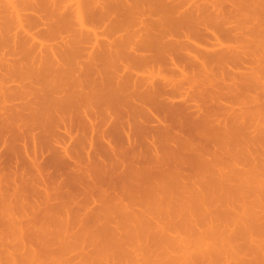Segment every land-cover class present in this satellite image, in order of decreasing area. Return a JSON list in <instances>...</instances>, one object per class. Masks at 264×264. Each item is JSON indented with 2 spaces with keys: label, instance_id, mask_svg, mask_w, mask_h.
<instances>
[{
  "label": "rangeland",
  "instance_id": "rangeland-1",
  "mask_svg": "<svg viewBox=\"0 0 264 264\" xmlns=\"http://www.w3.org/2000/svg\"><path fill=\"white\" fill-rule=\"evenodd\" d=\"M77 3H80L81 5L83 4L82 11H84L82 12V15L85 21V27L83 28L80 26L82 23L79 21L78 16H76L78 15L76 13ZM75 4L76 6L74 7L73 5ZM163 37L170 45L171 41H174L175 43L177 42L176 45H173L176 48L175 50L174 48H170L175 51V53H171L172 56H168L170 55V52H164L161 54V51L156 50L151 53L150 50V52L146 50V47L144 46L145 44L150 43V46L151 42L153 43V39L160 41ZM97 39L98 41L100 40V43L98 42L97 44L99 45L98 48L94 43V40ZM148 39H151V42ZM163 40L162 43L161 41L160 43H164V48L168 51V46L170 45L167 46ZM120 42H124V44L121 45ZM158 43L154 40L153 45ZM222 43L223 46H228V48L223 47L225 48L224 50L227 49L230 52L228 53L226 50L224 56L227 55V58H225L226 56H223L225 59L222 58L223 60H221L220 58V61L217 62L214 58V54L222 52ZM42 44L45 45L43 46ZM107 44H109L113 51H110L107 56H104L103 49H108L109 46L105 47L103 45ZM111 44L114 46L112 47ZM141 44L144 46L143 48H145L143 51H148L146 52L148 55L156 54L155 52L160 53L159 56L157 55L158 53L155 55L157 56V60L155 59L156 61L160 58V61H158L159 65L157 62L155 63L158 65L156 68L154 64L150 62H148V64L151 66H146L148 65L147 63L144 65L132 63L133 59L129 55L130 53L132 54V51L135 52V50H138L136 52H139L138 54L143 52L141 51ZM122 46H125L128 49H125V47L121 48ZM138 46L140 47L138 48ZM149 46H147V48H149ZM150 47L152 48V46ZM95 48L96 50H94ZM198 48H201L202 50ZM204 49L206 50L205 53L209 54L210 57L213 55L212 57L216 62L211 63L212 61L209 60L210 62L208 64H211L212 68H209V66H207L208 64H206V66H202L203 69L200 66L196 70L195 66V71L192 70L195 73H198L201 78L202 75L200 74L202 73L203 79L206 76H209L207 81L206 79L205 81L198 79L196 84L201 82V85L204 84V87H206L205 89L209 88L210 92L209 94L207 92L208 90H205L202 87L205 93H207L205 94L204 91L202 92V96L203 94L207 96L205 98L197 96V93H195L197 99L198 97H201V99H198L202 101L201 106L200 101L197 105L201 108L199 114L200 116L203 115V118L197 113L193 118L196 117L197 121L199 120L198 122L203 121L202 125L204 120L205 122L206 120L212 122H209V124L208 122H206L207 124L204 123L208 127L204 125L203 127L205 129L202 127L203 129L201 131L203 133L201 136L209 132V134H207L208 136L210 135V137L207 138V135H205L204 138L201 137L203 140L199 139L200 143L199 141L197 143L198 139L196 136L198 135L194 136L192 134L193 137H196L194 142L197 144L194 143L196 145H193L192 143L193 147H196L193 149L196 152L190 151L189 148H184L183 153L181 152V155L179 154L180 157L175 150H178L179 148L177 147L178 140L175 142V144L177 143L176 148L174 143L171 144L172 139L171 142L165 140L168 143H165L164 145L161 143L163 140L160 141L161 138L158 137L161 146L167 147L170 143L169 146L171 150L173 149L176 151V154H167V151H170V149L168 150L169 147H167L166 154H164L168 156L175 154L177 157L175 155V157L169 156L172 159L168 160L167 156V158L165 157V161H168L166 162L169 166L173 164V167H178L179 169H177V171L180 172L182 170L183 173L182 171L181 173L185 174V176L187 175L188 178L186 176L180 180L179 184L176 183L177 181H175V177L177 176L175 172H172L175 168L172 170V167H169L166 163L167 166L164 168H169L170 171L172 170L171 174L173 173V177H171L172 180L175 179V182L170 181L171 174L168 171V174L164 177L167 176L168 178L169 175L168 179L170 180L158 175L161 177H157L160 182H157V179L152 181L150 179V182L143 185L137 182L141 184V186H139V184L132 182L127 177H124L125 179H120L123 176H118L117 174L123 170L122 168L121 171L118 170L117 174L115 173L116 175H113L115 178L111 177L109 179L113 180L119 177L117 184L114 183L117 180L113 181V184H116L117 188L113 189L110 187L112 189H107L109 193L106 192V195L112 196V200L110 197L109 199L113 203L115 202L116 204H119V202L122 201V206L124 207L117 208L118 210H115L114 208H110V210L107 209L108 213L105 215L101 213V216L99 215L101 209H99L98 214L96 213V219L100 216V220H96L91 215L89 216L92 218L82 215H88V211L84 210L85 206L90 205L92 208V205H94L93 208L97 206L98 209V206H100L101 203L95 202L98 198L96 200L92 198L91 192L93 193L94 189H91V191L89 189L90 193L86 192V190H83L82 192L84 186H79L81 185L79 184L80 182L76 184L77 186L74 184V182H77L76 177L78 175L87 174L88 171V175L92 174V176L91 178H86L87 182H92V179L100 180V178L107 174L101 176L102 173L99 169H102V167L100 166L98 168V163H94L91 158L88 159L87 155H84L85 157L83 155V157H79V160H81L78 163L80 164L77 163L75 169H73L75 160L68 156H64V162L62 161L63 165L61 162L55 164L54 161H51L53 160L54 152L49 149L46 150L45 148V150H43L42 148L44 145L41 144L43 141H39V139H36L35 141L34 138L33 140L32 134H34L35 131L37 133L41 132L42 129L45 128L44 125L50 122L49 119H58V116L62 114L65 118L67 117L68 121H71L77 119V116H79L78 118L83 116L82 118L87 119V116L85 115L86 113L90 116H96V110H99L98 112L104 114L107 111H111L113 108H115L114 110L118 109V113L121 109L125 111V104L128 103L129 100L130 103H136L135 98L129 96V94L131 95L130 92L126 93V99L125 93H121L125 84H123L124 86L121 85L122 88L118 90V95L120 94L119 97L122 95L121 99L123 100L118 98V101H116L114 99L117 103L121 101L119 103L120 105L116 104V102L114 103V100L111 101V95L115 93L117 94V92H114L115 89L113 88H116L114 86H117V83H115L117 82L116 79H119L120 81V75L132 71V74L137 73L139 77L143 76L144 78H146L147 75L150 76L148 78H151V76L153 77L154 75L155 77L152 79H158L157 81L162 77L168 76L170 78L171 75L169 74L171 72L173 73L176 70L179 72V69L184 71V67L186 69L187 65L190 66V59L188 61L186 56L190 57L193 54H202ZM213 51H215V53H213ZM92 52H95V55L97 53L103 55V57L101 56L102 58L100 57L101 61L97 59V55V60L95 59L97 62L95 60V62H93L95 57L93 58V56L90 55ZM145 52L142 54H145ZM110 53L114 54L111 55ZM88 55H90V58L92 56L91 62V59H88ZM173 55L176 62L173 61ZM162 56H165V58L167 57L168 59H166L168 61L163 59L164 57L162 58ZM170 57L172 59H170ZM213 58H211V60H213ZM133 65L135 67L131 68ZM168 67L170 68V71ZM157 68L158 70L156 71ZM194 68L192 66L190 69ZM204 68H209L208 70H211L208 72V70H204ZM159 69L161 70V73L159 72ZM190 69L188 68L187 71ZM199 70L204 71L201 72ZM140 74L142 76H140ZM117 75L120 78H118ZM160 75L163 76L160 78ZM226 78L227 80H225ZM204 82L208 83L205 84ZM196 84L194 85L197 87ZM211 85H213V88ZM128 86H130V84H128ZM191 86L188 85L186 88L189 89L188 87ZM76 87L77 90L86 91V94L91 93V96L109 94V100L107 98L109 102L104 104L106 100H102V98L101 100L104 101L103 103H100L97 100L100 103L99 105L96 103V100H92L88 105L86 104L87 106L85 105L81 109L80 105L82 103L78 105L79 103L77 102L78 104H76L75 102L82 112L73 111L75 113L71 114L69 117L68 113H65V111L68 112L70 108H67L68 110H66L64 105L68 100L64 101L63 97L66 99L70 94L72 96L74 91L75 93H79V91L75 90ZM81 87H84V89L81 90ZM186 88L184 87V90L182 89L180 92H191V90L195 89L190 88L187 90ZM86 89L88 91L90 90V92H87ZM117 89L118 87L116 90ZM199 89H201V87H199ZM213 90L215 92H213ZM20 92H23L24 94ZM192 92L194 93L195 91L193 90ZM19 93L23 95H20ZM193 93L191 95H193ZM216 93L221 95L220 100L219 95L217 97ZM11 94L13 95L10 96ZM4 96L6 97L4 98ZM71 96L67 99L71 98L69 101L72 102L74 96L77 97V95L74 94L73 97ZM186 96L187 94L185 97ZM102 97H104V95ZM8 98H10V103ZM22 98L26 99H23L24 101H22ZM104 98H106V95ZM181 99L182 98H179L177 102H181ZM76 100L77 99L73 100V102ZM27 101H30L33 104L31 103L30 106L28 105L29 103L25 104ZM13 102L16 104H22V102H24V106L28 105L29 107L26 106L25 109L19 107L21 106L19 104V106H14L16 112L10 111L11 108L9 107L8 111L10 112H5V107L6 110L7 106H10L11 104L13 107ZM68 102L66 105L71 106V103L69 104ZM5 104L7 106H5ZM0 106V116L2 118L4 117V112L9 115L14 112V116L12 115L14 117L13 121H11L13 119L10 117L11 115L8 116L5 114V116H8H6L7 120L8 118L10 120L8 121L9 124L11 123L10 127L14 124L13 122H15V120L19 122L17 126H12L9 130L7 128L9 127L8 124L5 132L1 133L4 124H7V120L5 117V120L3 119L1 121L2 118L0 117V121L2 122H0V124L1 127H3H0L2 129H0V133L3 137L2 139L0 135V139L3 141L0 140V178H2V176L4 178L5 176L7 181L9 179L7 182L6 180L3 181L2 178L1 180L3 182H0L2 187L5 186V188L0 186L1 190L3 189L2 191L0 190V192H2L0 196L3 197H0V202H3L0 203V264H264V0H0ZM61 106L65 109L61 108ZM73 107L75 108V105H72L70 111ZM182 108L184 110L186 106H183ZM140 110L142 109L140 108ZM148 110L149 109H147L146 114V110L141 111V113H144L141 114L144 117H142L143 120H145V117L148 118L149 115H153V113L151 114L152 110L151 112ZM188 111H191L190 113H192L195 112V109ZM188 111L186 110L187 113ZM138 112L136 113L138 114ZM16 114L17 117L15 118ZM122 114L124 115L123 111ZM139 114L137 115L138 121L135 119V114L132 118L134 120L131 121L129 126L127 125L128 127L126 126V129L129 127L133 128L136 134V131H138L136 129H139L138 133L140 134V128H138L137 125L142 121L139 120ZM112 115L114 116H112V120L110 119V121H108V126H110L111 121L117 119V115ZM206 115H210L214 120L211 119V117L208 118ZM124 116H126V114ZM125 118L124 121L127 120H125ZM193 118H190L191 123L193 120L196 121V119ZM55 119H53L55 122L58 121ZM34 120H36V122ZM53 120L50 124L53 126L55 124L53 128L51 127L54 130L57 129V125L56 123H53ZM26 121H28V123H24L22 128L19 129L21 124H23L22 122ZM167 121V123L164 122V124L161 123V125H170V128L173 125L174 127L170 130V136H166L168 139L182 137L180 139L181 142H185V140H183L184 138H186V141L187 138L189 141L193 139L192 136L190 137L191 132H189V129L187 128V124L189 125V123L186 124L187 120L184 121V125H186L185 127L177 126L179 123L174 125L176 122L174 120L173 124H171L172 119L170 122V119L167 118ZM43 122L45 123L44 125ZM36 124L39 126L37 127ZM50 124L48 125L50 126ZM192 124H194V122ZM32 125L34 128L37 127L38 131L35 130L31 134L30 131L32 130ZM60 125L63 124L61 123ZM40 127L42 128L41 131H39ZM29 128L31 130H28ZM191 128L194 129V126ZM24 129L25 131L27 129V132L29 131L28 134L30 133L29 136L31 137L26 135L29 139L23 135L25 133ZM203 130H205L206 133H204ZM14 131L16 132L14 133ZM27 132L25 134H27ZM152 132H150L151 135H149L151 141L152 138H154V132ZM21 133L22 135L20 136H24L22 139L21 137L18 138ZM144 133L145 132L142 131V135L139 136L143 139H140L139 137L136 138L138 139V145L143 144V146H146L144 144H147V146L144 147L146 151L151 142L148 139V134L150 133ZM219 133L221 134V138H218L220 135ZM116 134L118 135L114 134V136L117 138L119 147L121 148V146H123L128 149L130 144H127V138L124 134L122 135L120 133V136H124L121 137L120 140L119 133ZM139 134H137V136ZM143 134H147V137H142L144 136ZM159 134L163 136V131L159 132L158 135L155 134V138L160 136ZM164 135H166V133ZM132 136L134 135L132 134ZM216 137L218 138V144ZM25 138L28 140H25ZM134 139L135 138H133V140ZM137 139H135V141ZM122 140L124 142H122ZM201 141L206 147H203L204 145ZM24 142H27V144L29 143L30 145L27 146ZM34 142L37 145H35ZM69 143L71 144V142H68L67 144L70 145ZM98 144L99 147L100 144L102 146V144H106V142L100 141ZM134 144H136V142ZM68 145L65 146L68 147ZM157 145H159V143ZM18 146L20 148H18ZM201 146L205 150L208 146L209 149H207L209 151L203 150ZM14 147L20 155L14 150ZM197 147H199L198 149L201 150V153H207L204 155V157H207L205 159L216 164L217 169L213 164V169L210 167L212 171L206 169V165L204 166L205 168L202 165L198 166L199 164L197 165L198 169L195 167V164L197 163L191 159L195 157L194 153L199 155ZM180 148L179 150L182 151ZM35 149L36 154H39L37 157ZM38 149H41L43 152L41 150L37 152ZM73 150L74 147L73 149L70 147V151ZM130 150L131 147L127 150V154L124 155L121 153L123 156L119 154V157H121L120 161L113 164L114 168L119 167L123 160L124 162L125 160L127 162L130 160L131 162L135 161L136 158L133 157V154L131 152L129 154L128 152ZM173 150L172 152H174ZM15 151L17 156L13 153ZM28 151L29 154L31 153L30 155L28 154ZM32 151H34V153ZM123 151L125 150L123 149ZM148 152L147 154H144L153 157L151 151L149 153L151 155H149ZM161 152L163 151L161 150ZM209 152L210 156L208 155ZM33 154L36 159L39 158L38 160L40 163H31L34 162L33 160L31 161V159L35 158L33 157ZM131 157L132 159L134 158V160H132ZM175 158H178L177 160L181 158V161L179 160L176 162L174 160ZM140 160L141 159L139 158V161ZM137 161L138 160L136 159L135 162ZM174 161L176 162L175 164ZM192 162H195V164L192 165ZM30 164H32V169L29 167ZM127 165L125 164V166ZM27 166L28 170L30 169V172L25 170ZM34 166L38 167V169ZM145 166H147V164L144 165V163H142V167L144 168ZM153 166L154 164H152V167ZM40 167L42 168L39 169ZM111 168L112 166L110 169ZM146 168L147 167L144 169ZM40 170H44V172H41ZM23 171L29 174L34 173L31 175L33 178L27 175V177H25L26 173L24 174ZM109 171L111 170L108 169L107 172ZM41 173L43 174L40 176ZM35 174H37L36 177H34ZM95 176H99L100 178H94ZM12 177L17 181L15 180L14 182ZM34 179H36V181ZM33 180L38 183V186L37 184L35 185V183L33 184ZM43 180H45V183H42ZM120 180H123L122 184H119L121 183ZM181 181L182 183H185L182 184ZM23 182L28 183L24 184ZM111 182L112 181H109V185L105 187L108 188ZM162 182H164V184ZM17 183V186H10L11 184L15 185ZM47 183L48 185L50 184L54 190L50 186L45 185ZM100 183L101 182L98 183V187H100ZM154 183H156V185ZM147 184H150V186ZM54 185L56 187H54ZM154 185L157 187H151ZM46 186L52 190L51 196L49 195L50 190L45 191ZM59 186L60 189L62 188V192H67L68 189V191L71 190L74 196L71 194V196H73L70 198L71 200H59V202L57 199H54L55 201H51L53 205L56 203V206H60L63 202L64 205L67 204V207L66 205L64 207L65 210H62L63 213L59 210L61 208L63 209V207L59 206V208H55L56 210L54 209L56 213L53 209L47 211L46 208L50 207L49 205H52L47 196L55 198L57 196L55 194L59 193L57 190L60 191ZM72 186L74 190L71 189ZM10 187H14L13 190L10 189ZM17 187V190H19L20 193L16 190ZM30 187H32V189ZM26 188H29L28 191L33 192V194L26 191ZM33 188L36 189L37 192L42 189L39 193L44 197H40L41 195L36 193V190ZM75 188L77 193L75 192ZM23 189L26 192H24ZM95 189L97 190V188ZM114 190L116 191L114 192ZM153 190H157V192H154ZM12 191L16 193L14 194ZM27 192L29 195L32 194L33 196L30 195V197L27 198L29 196L26 194ZM46 192L48 195L44 194ZM94 192L96 193V191ZM34 195L36 198L40 195L37 198L38 201L35 199ZM97 195L94 196L97 197ZM19 196L24 199L26 197L27 200H23ZM77 196L81 197L78 198ZM115 196H119L117 197L118 199H113ZM33 197L34 201H30ZM45 197L47 198L45 199ZM107 197L108 196L105 198ZM39 198H41L40 202ZM73 198H76V200ZM90 199H93L94 202ZM82 200H85L88 203L84 202V205ZM19 201L22 204L19 203ZM36 201L41 204L44 203V205L37 208L35 206L37 204ZM47 201L49 203H47ZM79 201H82V205L77 206ZM31 202H33L32 206ZM13 203L16 204V206ZM69 204L73 207L70 208ZM32 207L36 210L30 209ZM16 208H18L17 211ZM70 209L72 213L68 212ZM74 209L75 211L77 210V213L75 211L73 212ZM66 210L70 216H67ZM79 210L80 212H78ZM20 211L27 212V215H24L25 213L21 212V216ZM16 212L18 215L20 214L19 217L22 219L18 217ZM57 212L58 215H56ZM75 213L80 216L81 219H79V217L77 218ZM72 214L75 217H73ZM23 215L25 216L24 218ZM16 216L18 218H16ZM67 217H71L72 219H68ZM83 217L85 218L84 220H82Z\"/></svg>",
  "mask_w": 264,
  "mask_h": 264
},
{
  "label": "bare ground",
  "instance_id": "bare-ground-1",
  "mask_svg": "<svg viewBox=\"0 0 264 264\" xmlns=\"http://www.w3.org/2000/svg\"><path fill=\"white\" fill-rule=\"evenodd\" d=\"M79 1V0H78ZM81 4L80 3H77V6H76V4L75 5H73L74 7L76 6V13L78 14V15H76V16H78V18H79V21L82 23V25H80V26H82V28L83 27H85L84 25H85V21H84V19H83V15H82V12L84 11H82V6H83V4L80 6ZM72 8V7H71ZM73 9V8H72ZM73 11H75V10H73ZM18 15V14H17ZM22 16V15H21ZM82 16V17H81ZM20 18V17H19ZM18 18V19H19ZM80 23V24H81ZM86 27H87V25H86ZM85 29V28H84ZM152 39V38H151ZM151 39L149 40L150 42H151ZM164 39V40H163ZM163 39H160V41H161V43H162V40L165 42V44H167V46L168 45H170L169 44V42L167 43V41H165V38L163 37ZM154 40H155V42H159L158 44H155V45H153V43H154ZM157 39H153L152 41H153V43L151 42V45L150 46H152V48L149 46V44H145L144 46L146 47V50H150L151 51V53H152V51L154 52V51H161L162 53L161 54H163L164 52H170L169 54L170 55H168V56H172V54L171 53H175V47L173 46V45H176V43L174 42V41H171L170 43H171V45H172V47H171V45L170 46H168V48H169V50L168 51H166L165 50V46H164V43L163 44H161L160 43V41H156ZM95 42V45L97 46V48H98V46L99 45H97L98 44V42L100 41H98V39L97 40H94ZM97 41V42H96ZM147 41V40H146ZM100 43V42H99ZM121 43V42H120ZM144 43V42H143ZM142 43V44H143ZM173 43V44H172ZM101 44H102V42H101ZM124 44V42L123 43H121V45H123ZM142 44H141V46H142ZM159 44H161V45H159ZM221 44V43H220ZM219 44V45H220ZM43 45V44H42ZM45 45V44H44ZM43 45V46H44ZM119 45V44H118ZM149 46V48H147V46ZM158 45V46H157ZM163 45V46H162ZM217 45V44H216ZM218 45V46H219ZM103 46H109V44H107V45H103ZM111 46H112V44H111ZM114 46V45H113ZM112 46V47H113ZM117 46V45H116ZM135 46H136V44H135ZM144 46H142V48H141V51H143L145 48H143ZM153 46H155V47H153ZM125 46H122L121 48H124ZM140 46H138V48H139ZM222 48L223 47H226V48H228V46H223V43H222V46H221ZM170 48H174V50L173 49H170ZM220 48V47H219ZM222 48H220V49H222ZM112 48L109 46L108 47V49H103V54H104V56H107V54H109V52L111 51H113V50H111ZM125 49H128L127 47H125ZM198 49H201V48H198ZM225 48H223L222 49V52H219V53H217V54H214V58H215V60L218 62V61H220V58H221V60H223V59H225V58H227V55H225L224 56V52L227 50H224ZM94 50H96V48L94 49ZM135 50V49H134ZM140 50V49H139ZM165 50V51H164ZM172 52H171V51ZM202 50V49H201ZM215 50H219V49H215ZM121 51H122V49H121ZM120 51V52H121ZM138 51V50H137ZM136 50H135V52H133L132 51V54L130 53V57H132V59H133V61H132V63H135V64H137V63H139V64H142V65H144V64H148V62H150V63H153L154 64V66H155V68L159 65L158 64V61H160V58L158 59V61H156L157 60V56H155L158 52H155L156 54H150V55H148V54H146V52H148V51H143V52H141L140 54H138V53H136L137 52ZM149 51V52H150ZM205 49H204V52H202V54L200 53L199 55H191L190 57H187L186 56V59H188V61H189V59H190V61H189V63H191V64H189L190 66H188L187 65V67L190 69L192 66H193V68L196 66V70H197V68L198 67H202V66H206V64H208L210 61H212L211 63H213V62H216L215 60H214V58L212 57L213 55H211V57L209 56V54H207V53H205ZM210 51V50H209ZM232 51V50H231ZM100 52H101V49H100ZM145 52V54H142V53H144ZM226 52H230V51H226ZM123 53V52H122ZM134 53H135V55H134ZM196 53V52H195ZM213 53H215V51H213ZM223 53V54H222ZM94 54V55H93ZM111 54V53H110ZM112 54H114V53H112ZM111 54V55H112ZM117 54H118V52H117ZM125 54V53H124ZM159 54L160 53H158L157 55L159 56ZM220 54H222V55H220ZM90 55H92L93 56V62H95L97 59L99 60V61H101V58L103 57V55H99L98 53L95 55V52H92V53H90ZM90 55H88V59L90 58ZM98 55V56H97ZM127 55H128V53H127ZM175 55V54H174ZM174 55H173V61L174 62H176L175 60H174ZM216 55V56H215ZM92 56H91V60H90V62L92 61ZM96 56L98 57L97 59H96ZM102 56V57H101ZM125 56H126V54H125ZM223 56L225 57V58H223ZM101 57V58H100ZM128 57V56H127ZM164 57V58H163ZM100 58V59H99ZM162 58L163 59H166L165 58V56H162ZM161 58V59H162ZM211 58H213V60H211ZM218 60H217V59ZM223 58V59H222ZM230 58L232 59V57L230 56ZM96 59V60H95ZM156 59V60H155ZM168 59V58H167ZM166 59V60H167ZM170 59H172L171 57H170ZM95 60V61H94ZM131 60V59H130ZM210 60V61H209ZM152 61V62H151ZM168 61V60H167ZM92 62V63H93ZM97 62V61H96ZM157 62V64L158 65H156L155 63ZM173 62V63H174ZM161 64V63H160ZM172 64V63H171ZM170 64V65H171ZM150 64H148V65H146V66H149ZM167 65V64H166ZM173 65V64H172ZM175 65H176V63H175ZM151 66V65H150ZM153 66V67H154ZM168 66V65H167ZM174 66V65H173ZM207 66H209V68H212L211 66V64H208ZM133 67H135L134 65L131 67V68H133ZM186 67V69H185V67H184V71H181L180 69H179V72H178V70H176V71H174L173 73L175 74H173L172 72L169 74V75H171L170 76V78L167 76V77H162L163 75H160V78L161 79H159V81H157L155 78L154 79H152L153 77H155L154 75H153V77L151 76V78H148V77H150L149 75H147V77L146 78H144L141 74H140V76H142V77H139L138 75H137V73L136 74H132L133 72L132 71H130V72H128V73H124V74H122V75H120V77L118 76V78H120V81H119V79H116L117 78V76H116V80H117V82H115V83H117L116 85L117 86H114V87H118V89L116 90V88H113V89H115V91L114 92H117V94L115 93V94H113V95H111V101L112 100H116V101H118V98H120V100H123V99H121V96L119 97V95H118V90H120V88H122L121 87V85H123V84H125V87H123V90H122V94H124L125 93V95H126V93H131V95L129 94V96L130 97H133V98H135V100H136V103H130V100H129V102L128 103H126L125 104V102H124V104L126 105H124L125 106V111L124 110H122L123 112H124V115L126 114V116H124L123 114H122V111H121V113H120V111H119V113H118V109L117 110H114L115 108H113L112 110H114V111H107L105 114L104 113H100V112H98L99 110H96L97 112V115L96 116H94V115H92V116H90V115H87V113L86 112H84V113H86L85 115L87 116V119H84V118H82V117H80V118H78L79 116H77L76 118L77 119H75V120H71V121H68L67 120V117L65 118L64 116H63V114L62 115H60V116H58V117H56V118H58V119H55V118H53V119H55V120H58V121H54L53 119H49V121L50 122H48V120H47V122H48V124H50L51 122H52V120L54 121L53 123H56V127H57V129H52L54 126H55V124H54V126L53 125H51L50 124V126L48 125V124H45L44 122H43V125L45 126V128L44 129H42L41 127H40V130L39 131H41V129H42V131L41 132H36L35 130H37L38 131V126L40 125L39 123V125L38 124H36L37 125V127H35L34 128V126L32 125L31 126V128H32V130L29 128L28 130H31L30 132H31V134L34 132V134H32V139L34 138L35 139V141H36V139H39V141H43V143L41 142V144H43L44 146H43V150H47V149H49V150H52L53 152H54V155H53V160H51V161H54V163L55 164H58V163H62V165H63V158H64V156H68V157H70L71 159H73V160H75L74 162H75V164H74V168L73 169H75V166L77 165V163L81 160H79V157L81 158V157H83L84 155H87V157H88V159H92L93 160V162L94 163H98L97 164V166H98V168L101 166L102 167V169H99V171L102 173V175L101 176H103V175H105V174H107L106 176H103L102 178H100L99 176H95L94 178H96V177H99L100 178V180H96V179H92V182H94V183H92V182H87V179L86 178H88V177H90L91 178V176H92V174L91 175H88L89 174V172L87 171V174H82V175H76L77 177H76V179H77V182H74V184L76 185L78 182H80L79 184H81V185H79V186H84V188L82 189V192H83V190L85 191L86 190V192H88V193H90L89 192V189H90V191H91V189L93 190V193L91 192V196H92V198H94V200H96L97 198V200L95 201V202H100L101 204H100V206H98V209H97V206H95L94 208H93V206L94 205H92V203L90 202V204L92 205V208L90 207V205H88V206H85L84 207V202H86L85 200L83 201V207H84V210H87L88 211V215H86V214H82V215H85V217H88L89 215H91L93 218H97V214H98V210L99 209H101L100 210V213H99V215L101 216V213L102 214H106V213H108V210L107 209H109L110 210V208L112 209V208H114L115 210L118 208H122V207H124V206H122L123 205V203H122V201H120L119 202V204L117 203H113V202H111V197L112 196H110V195H106V192L107 193H109V191L107 190V189H109L110 187H112L113 189H115V188H117V183H118V178L117 179H113V180H109L111 177L112 178H115V177H113V175L116 173L117 174V172H118V170H120L121 171V169L123 168V170L121 171V172H119L117 175L119 176V175H121V176H123L122 178H120V179H123L124 177H127V178H129L132 182H139V183H141L142 185L143 184H145V183H148V182H150L149 180L151 179V181L152 180H156L157 179V177L158 178H161V177H163V178H166V179H168L169 178V175H168V178H167V176L166 177H164L165 175H167L168 174V171L170 172V174H171V171L172 170H174V168H175V170L177 171V169H179L178 167H173V164L172 165H170L169 166V164L165 161V159L167 158V156L168 155H165L166 154V148L167 147H169L168 148V150L170 149V151H167V154H171V153H175L176 154V151H177V154L179 155H181V152L183 153V151H184V148L185 149H188L189 148V150L190 151H194V152H196L195 150H193L194 148H196V147H193V145H196L197 143H198V141H199V139H202L201 137H203L204 138V136L205 135H207V138L208 137H210V135L208 136V134H209V132H205V130H203L204 131V133H206L205 135H202L201 136V134H203L201 131H202V129L204 128L203 126L204 125H206L207 123L206 122H208V124H209V122H211V121H209V120H206V122H205V120H204V123H206V124H204L203 123V125H202V122H198L197 121V119H196V117L195 118H193L194 116H195V114L197 113V114H199L200 113V111L199 110H201V108H199L200 106H201V100H198V99H201V97H207V96H205V94H207V93H205V91H204V89L206 88V87H204V84H202L201 85V82L200 83H197L196 84V82H198L197 80L198 79H200V80H202V81H205V79H206V81H207V79L209 78V76L207 77H205L204 79H203V74L201 73L202 71H204V70H208L209 68H204V70H199V71H201L200 73V75H202V78L199 76V74L198 73H195L194 71H195V68L194 69H190V70H188L187 71V68ZM152 68V67H151ZM159 68V67H158ZM158 68L156 69V71L158 70ZM160 68H161V66H160ZM168 69H169V71H170V68L168 67ZM182 69V68H181ZM200 69V68H199ZM202 69H203V67H202ZM172 70H174V69H172ZM192 70H194V71H192ZM211 70V69H210ZM210 70H208V72L210 71ZM214 70V69H213ZM192 71V72H191ZM159 72L161 73V70L159 69ZM176 72V73H175ZM197 72V71H196ZM208 72H206V73H208ZM205 73V72H204ZM213 73V72H212ZM173 74V75H172ZM210 74H211V72H210ZM210 74H206V75H210ZM124 75V76H123ZM174 76V77H173ZM171 77H173V78H171ZM230 79V78H229ZM225 80H227V78L225 79ZM209 81V80H208ZM229 81V80H228ZM119 82V83H118ZM114 83V84H115ZM192 83H194V84H196L197 85V87L194 85V84H192ZM205 84H207L206 82H204ZM128 84H130V86H128ZM188 85H192L191 87H188L189 89L190 88H192L193 87V85H194V87L193 88H195V89H193L195 92L193 93L192 91L193 90H191V92L193 93V95H191L192 93L189 91H183V93H181L180 91H182V89L184 90V87L186 88V86H188ZM120 86V87H119ZM124 86V85H123ZM201 87V89H199V87ZM206 86V85H205ZM215 86V85H214ZM78 87V86H77ZM77 87H76V91H79V93L78 92H76L75 93V91H74V93L72 94V96H71V92L69 93L70 95L69 96H71V97H73V95L75 94V95H77V97L76 96H74V98H73V100H75V99H77L76 101H74L73 102V100H72V102L71 101H69V100H71V98H69V99H67L69 96H67L66 97V99H64V97H63V100L64 101H67L69 104L71 103V106H68V105H66L67 104V102H62L61 100V102L62 103H64V105H65V108H66V110H68L67 108H70L71 109V107H72V105H75V108L73 107V109L70 111V109H69V111L68 112H66L65 111V113H68V115H69V117H70V115L71 114H74L75 112H78V111H81L80 109L81 108H83L86 104L88 105L89 103H90V101H92V100H96V103L97 104H99L100 105V103H103L104 101H102V100H106L105 102H104V104H107L109 101V97H110V95L109 94H103L104 95V97H105V95H106V98H104V97H102L103 95H100V96H98V95H94V96H91V93H85L86 91H80V90H77ZM204 89H203V88ZM211 87L213 88V85H211ZM229 87V86H228ZM125 88V89H124ZM84 89V87L82 88L81 87V90H83ZM88 89V88H87ZM86 89V90H87ZM112 89V90H113ZM187 89V88H186ZM189 89H187V90H189ZM199 89V90H198ZM111 90V91H112ZM205 90H208L207 92L210 94V92H209V88L208 89H205ZM212 90V89H211ZM198 91V92H197ZM204 91V93L205 94H203V96H202V92ZM24 92V91H23ZM23 92H20V93H23ZM73 92V91H72ZM82 92V93H81ZM84 92V93H83ZM87 92H90V90L88 91L87 90ZM114 92H112V93H114ZM124 92V93H123ZM213 92H215L214 90H213ZM19 93V94H20ZM81 93V94H80ZM195 93H197V96H201V97H198V99H197V96H196V94ZM18 94V93H17ZM24 94V93H23ZM23 94H20V95H23ZM78 94H79V98H78ZM187 94V96L185 97V95ZM217 94V93H216ZM13 94H11L10 96H12ZM19 95V96H20ZM93 95V94H92ZM118 96V97H116V96ZM124 95V96H125ZM195 95V96H194ZM218 95H219V100L221 99V95L220 94H217V97H218ZM96 96H97V98H99V99H97L96 98ZM115 96V97H114ZM128 96V97H129ZM6 96H4V98H5ZM15 97V96H14ZM18 97V96H17ZM16 97V98H17ZM114 97V98H113ZM196 97V98H195ZM210 97V96H209ZM215 97V96H214ZM13 98V97H12ZM103 98V99H102ZM107 98H108V100H107ZM127 98V95H126V97H125V99ZM179 98H182L181 99V102H177V100H179ZM211 98V97H210ZM17 99H19V98H17ZM23 99H26V98H22V101H24ZM62 99V98H61ZM102 99V100H101ZM131 99V98H130ZM100 102H98V101ZM113 101L114 103L116 102V101ZM119 100V101H120ZM205 100V99H204ZM214 100V99H213ZM6 101V100H5ZM8 101H9V103H10V98H8ZM7 101V102H8ZM111 101H110V103H111ZM128 101V100H127ZM199 101H200V106L199 105H197V104H199ZM222 101V100H221ZM221 101H220V103H221ZM75 102H76V104H78V105H80L81 103V105H80V109H79V106L78 105H76L75 104ZM78 102V103H77ZM112 102V103H113ZM121 102V101H120ZM119 102V103H120ZM132 102V101H131ZM195 103V105H194V103ZM198 102V103H197ZM214 102V101H213ZM24 102H22V104H20L21 106H19V104H16L15 102H13V107H12V104L10 105V104H8V105H10V106H7L6 104H5V106H7V110H6V107H5V112H10V111H14V112H16V110L14 109V106H19V107H22V108H25L26 109V106L27 107H29L30 106V104L32 103V102H25V104H27V103H29L28 105H26V106H24V104H23ZM119 103H117L116 102V104H119ZM123 103V102H122ZM130 103V104H129ZM190 103V104H189ZM192 103H193V105H192ZM217 103V102H216ZM3 104V103H2ZM33 104V103H32ZM61 104V103H60ZM115 104V105H116ZM218 104V103H217ZM23 105V106H22ZM86 105V106H87ZM110 105V104H109ZM114 105V106H115ZM120 105V104H119ZM66 106H68V107H66ZM112 106V105H111ZM183 106H186V108H184V110H183ZM1 107V106H0ZM8 107L9 108H11V109H14V110H11L10 109V111H8ZM77 107H78V110H77ZM122 107V106H121ZM4 108V107H3ZM3 108H2V110H3ZM16 108H18V107H16ZM61 108H64L63 106H61ZM64 108V109H65ZM100 108V107H99ZM140 108L142 109V110H146L145 111V114H146V112H147V109H149L148 111H150L151 112V110H152V112H151V114L153 113V115L152 116H150L149 115V119L147 118V117H145V120H143L142 119V117H143V115H141L142 113H141V111L142 110H140ZM199 108V109H198ZM110 109H111V107H110ZM124 109V108H123ZM133 109H135V110H133ZM137 109V110H136ZM140 111H139V110ZM188 111V110H192V109H195V112H192V113H190L189 111H188V113L186 112V110ZM196 109H198V110H196ZM77 110V111H76ZM108 110V109H107ZM73 111H75V112H73ZM140 112V114H139V112ZM4 112V117L2 118L1 116V121L8 115V116H10V117H12L13 119L11 120V121H13L14 120V112L11 114L10 113V115L9 114H7V113H5ZM73 112V113H72ZM82 112V111H81ZM114 112V113H113ZM136 112H138V114H139V120H142L141 122H143V123H141L140 122V124H138V125H140V126H138L137 125V127L138 128H140V134L138 133L139 132V129H136V130H138V131H136L137 132V134H139L138 136H137V134L134 132L135 130H133V128H128V129H126V126L128 125H130V123H131V121L132 120H134V119H132L134 116H135V114H136V116H135V119L137 120L138 119V114L136 113ZM209 112V111H208ZM135 113V114H134ZM5 114H7L6 116H5ZM76 114H78V113H76ZM112 114H115V116L117 115V119H115L114 121H111L110 122V126H108V121H110V119L112 120V116H114V115H112ZM122 114V115H121ZM144 114V113H143ZM150 114V113H149ZM188 114V115H187ZM210 114V113H209ZM13 115V116H12ZM19 115V114H18ZM79 115V114H78ZM82 115V114H81ZM7 116V117H8ZM141 116V117H140ZM145 116V115H144ZM199 116H200V114H199ZM206 116H208V118H210L211 116L210 115H206ZM7 117L5 118L6 120H7ZM17 117V114H16V116H15V118ZM125 117H127V118H125ZM201 118H203V115L202 116H200ZM124 118H125V120L126 121H124ZM144 118V117H143ZM167 118H169L170 119V122H171V119H172V122H171V124H173V122L174 121H176L175 123H174V125H176L177 123H181L180 125L179 124H177V126H179V127H182V126H186V125H184L185 124V122L184 121H186L187 120V122H186V124L187 123H189V125L187 124V128L189 129V132H191L190 133V137L192 136V140L191 141H189V139L187 138V141H186V138H184L183 140H185V142H181L180 141V139L182 138V137H180V138H177V137H175L176 138V140H175V138H167L166 136H170V130H172V127H173V125H172V127L170 128L169 126L170 125H164L163 126V124H164V122H168L167 121ZM188 118H189V120H188ZM193 118V119H196V121H194L193 120V122H194V124H192L191 123V119ZM207 118V119H208ZM4 119V120H5ZM182 119H186V120H182ZM211 119H213L212 117H211ZM210 119V120H211ZM45 120V121H46ZM174 120V121H173ZM180 120H182V121H180ZM203 120V119H202ZM214 120V119H213ZM0 121V122H1ZM8 121H10L9 120V118H8V120H7V124L5 125L4 123V128L3 127H1V124H0V127L1 128H3V130H2V132L1 133H4L5 132V130H6V127L8 126V124H9V122ZM29 121H33V120H29ZM35 122H36V120H34ZM138 121V120H137ZM178 121H180V122H178ZM201 121V120H200ZM16 122V123H15ZM15 122H13L14 124L12 125L13 127H15V125L17 126L18 125V121H16L15 120ZM113 122V123H112ZM215 122V121H214ZM214 122H213V124H214ZM2 123V122H1ZM23 124H21V126L19 127V129L20 128H22V125H24V123H28V121H26V122H22ZM58 123V124H57ZM63 124V125H60V124ZM134 123H135V121H134ZM137 123H139V122H137ZM161 123H163L162 125H161ZM212 123V122H211ZM11 124V123H10ZM10 124H9V127H7L8 128V130H9V128H11L10 127ZM150 124H155V125H150ZM212 124V125H213ZM26 125V124H25ZM47 125V126H46ZM192 125V126H191ZM41 126H42V124H41ZM127 126V127H128ZM190 126V127H189ZM194 126V129L193 128H191V127H193ZM207 126V125H206ZM24 127V126H23ZM29 127H30V125H29ZM52 127V128H51ZM118 127H119V129H118ZM136 127V128H137ZM144 129H143V128ZM203 127V128H202ZM208 127V126H207ZM206 127V128H207ZM17 128V127H16ZM25 128V127H24ZM174 128V127H173ZM211 128V127H210ZM13 129H15V128H13ZM59 129V130H58ZM115 129H116V131H115ZM143 129V130H142ZM181 129V128H180ZM205 129V128H204ZM213 129H214V127H213ZM213 129H211V130H213ZM217 129V128H216ZM18 130V129H17ZM16 130V131H17ZM183 130V129H182ZM211 130H209V131H211ZM16 131H14V133L16 132ZM131 131V132H130ZM148 132V133H150V132H152L154 135L156 134V135H158V133L159 132H161V131H163V136L161 135V134H159L160 136H157L156 138H161V140L158 138L157 140H155L156 138H155V136L153 135V137L155 138H152V141L150 140V138H149V135H151V133L150 134H148V139L150 140V146H149V148L145 151V149H144V147H146L147 146V144H144V145H146V146H143V144L141 145V144H137L138 143V137L140 136V135H142L141 134V132ZM156 131H158V132H156ZM175 131V130H174ZM207 131V130H206ZM218 131H219V129H218ZM21 132V131H20ZM24 132L26 133L27 132V129H26V131H25V129H24ZM24 132H22V133H24ZM29 132V131H28ZM28 132H27V134H23V135H28V137H31V136H29L30 135V133L28 134ZM188 132V133H189ZM214 132V131H213ZM1 133H0V135H1ZM22 133L21 134H19V137H18V135H17V137L18 138H20L21 136L20 135H22ZM116 133H119V140L121 139V137H126L127 138V144L129 145L130 144V147H131V150L130 151H128L129 152V154H130V152L133 154V157H135L138 161L137 162H135L136 161V159H135V161H133V162H131V160L130 161H126L125 160V162H124V160L121 162V165L119 166V167H117V168H114L113 166V164H115V162L117 163L118 161H120V158L121 157H119V154L121 155V153L122 154H127V150L130 148L129 146V148L127 149V147H123V146H121V148L119 147V143L117 142V138H115L116 136H114V134L115 135H118V134H116ZM120 133L123 135L124 134V136H120ZM144 133V134H145ZM166 133V135H164ZM173 133V132H172ZM187 133V134H188ZM216 133V132H215ZM18 134V133H17ZM132 134L134 135V136H132ZM143 134V135H144ZM194 136H196V135H198V136H196L197 137V143L196 142H194V140H196V137H193V135ZM211 134V133H210ZM217 134V133H216ZM220 134V133H219ZM218 134V135H219ZM4 135V134H3ZM213 135V134H212ZM211 135V136H212ZM5 136V135H4ZM16 136V135H15ZM165 136V137H164ZM172 136V135H171ZM217 136V135H216ZM221 136V134L219 135V137L218 138H221L220 137ZM1 137H2V135H1ZM22 137H24V136H22ZM22 137H21V139H22ZM27 136H26V138H28ZM137 137V138H136ZM142 137H147V134L146 135H144V136H142ZM164 137V138H163ZM189 137V138H190ZM25 138V140H28V139H26ZM114 139V141H113V139ZM133 138H135V139H137L136 141H135V139L133 140ZM140 138V137H139ZM163 138V139H162ZM218 138L216 137V139H217V144H218ZM2 139H3V137H2ZM2 139H0L1 141H2ZM33 139V140H34ZM40 139H42V140H40ZM140 139H143V138H140ZM154 139V140H153ZM171 139H172V143L171 144H173L174 143V145H175V147H176V144H177V147H181L180 149H182V151L181 150H179V148H178V150L177 149H175L174 147V149L176 150H173L174 152H172V150H171V148H170V146H169V144L167 145V147L165 146H161V143L162 144H164L165 145V143H168V142H171ZM206 139V138H205ZM18 140V139H17ZM16 140V141H17ZM24 140V139H23ZM24 140V141H25ZM106 140V141H105ZM118 140V141H119ZM123 140H126V139H123ZM122 140V142H124ZM148 140V141H149ZM162 141L161 143H160V141ZM165 140H169L168 142H166ZM177 140H178V142H177ZM203 140V139H202ZM38 141V140H37ZM100 141H103V142H106V144H102V146H101V144H100V146L98 147V142H100ZM157 141H159V142H157ZM165 141V142H164ZM3 142V141H2ZM18 142V141H17ZM28 142V141H27ZM27 142H24V143H26L25 145H30L29 143L27 144ZM68 142H71V144L70 145H68L67 143ZM120 142V141H119ZM136 142V144H134ZM140 142V141H139ZM175 142H177L176 144H175ZM181 142V143H180ZM35 143V142H34ZM159 143V145H157ZM184 143V144H183ZM192 143H193V145H192ZM194 143H196V144H194ZM199 143H200V141H199ZM201 143H203L202 141H201ZM39 144H40V142H39ZM41 144H40V146H41ZM125 144V143H124ZM35 145H37L36 143H35ZM55 145H57V146H54ZM65 145H68V147L67 146H65ZM121 145V144H120ZM122 145H123V143H122ZM138 145V146H137ZM181 145V146H180ZM192 145V146H191ZM203 145H204V143H203ZM202 145V146H203ZM214 145H215V143H214ZM26 146V147H27ZM159 146H161V147H159ZM173 146V145H172ZM198 146V145H197ZM201 146V147H202ZM16 147V146H15ZM14 147V148H15ZM26 147H25V149H26ZM38 147V146H37ZM70 147H72V149H73V147H74V150L73 151H70ZM176 147V148H177ZM193 147V148H192ZM201 147H200V149H201ZM203 147H206V145H204ZM202 147V148H203ZM13 148V149H14ZM18 148H20L19 146H18ZM35 148H36V146H35ZM45 148V149H44ZM164 148V149H163ZM199 147H197V149H198ZM207 148H208V146H207ZM206 148V150L207 151H209L208 149ZM27 149H28V147H27ZM123 149L125 150V151H123ZM127 149V150H126ZM192 149V150H191ZM11 150V149H10ZM14 150H16L17 151V149L15 148ZM13 150V151H14ZM32 150V149H31ZM41 149H38L37 150V152H39ZM63 151V153H66V154H63L62 153V151ZM161 150L163 151V152H161ZM165 150V151H164ZM203 150H205L204 148H203ZM205 150V151H206ZM16 151L15 152H13V153H15L14 155H16L17 156V154H16ZM19 151H20V149H19ZM42 151V150H41ZM149 151V152H148ZM150 151H151V153H152V156L153 157H149L148 155H145L144 153H146L147 154V152H148V154L150 153ZM185 151H187V150H185ZM198 151V153H199V155L196 153H194V158L193 159H191V160H194L197 164H195V162L192 164V165H196L195 167H197V169H198V166H205L206 165V169H208V170H211L212 171V169H213V166L214 167H216V164H214V163H211L209 160L207 161L205 158H207V157H204V155H206L207 153L206 152H204L205 154H203V153H201V150H197ZM200 151V152H199ZM211 151V150H210ZM31 152V151H30ZM33 153H34V151H32ZM43 152V151H42ZM168 152H170V153H168ZM178 152H180V153H178ZM203 152V151H202ZM17 153H18V155H20L19 154V152L17 151ZM41 153V152H40ZM165 153V154H164ZM201 153V154H200ZM22 154V153H21ZM28 154H29V151H28ZM31 154V153H30ZM29 154V155H30ZM35 154H36V149H35ZM128 154V155H129ZM174 154V155H175ZM203 154V155H202ZM34 155V154H33ZM32 155V156H33ZM37 155L39 156V154L37 153L36 154V157H37ZM83 155V156H82ZM127 155V156H128ZM149 155H151V154H149ZM165 155V156H164ZM174 155H169L170 157L171 156H174ZM180 155H179V157H180ZM191 155H192V153H191ZM209 156H210V152H209V154H208ZM207 155V156H208ZM121 156H123V155H121ZM132 156V155H131ZM168 156V160H171L172 158H170ZM176 156V155H175ZM174 156V157H175ZM182 156H183V154H182ZM21 157V156H20ZM28 157V156H27ZM33 157H35V155L33 156ZM36 157L34 158V159H31V161L33 160L34 162H31L32 164L34 163V164H37L38 162H39V158H37L36 159ZM85 157V156H84ZM129 157H130V155H129ZM166 157V158H165ZM173 157V158H174ZM177 157V156H176ZM184 157H185V155H184ZM30 158V157H29ZM32 158V157H31ZM139 158L141 159L140 161H139ZM182 158V157H181ZM181 158H179V160L181 159ZM209 158V157H208ZM22 159V158H21ZM52 159V158H51ZM131 159H132V157H131ZM178 158H175L174 160L177 162V161H179V160H177ZM38 160V161H37ZM132 160H134V158L132 159ZM164 162H163V161ZM212 160H213V158H212ZM216 160V159H215ZM50 161V160H49ZM63 161V162H62ZM174 161V164L176 163ZM181 161V160H180ZM65 162H66V160H65ZM93 162H92V164H93ZM127 162V163H126ZM129 162H131V163H129ZM183 162V161H182ZM182 162H180V163H182ZM214 162V161H213ZM40 163V162H39ZM90 163V162H89ZM142 163H144V165H146L147 164V166H145V167H147L146 169H144L143 167H142ZM166 163L168 164V166L169 167H172V170L170 171L169 170V168L168 169H165L164 167H166L167 165H166ZM32 164H30L29 165V167H31V169H32ZM78 164H80V163H78ZM125 164L127 165V166H125ZM152 164H154V168L152 167ZM178 164V163H177ZM176 164V165H177ZM199 164V165H198ZM212 164H213V166H212ZM28 165V164H27ZM41 165V164H40ZM190 165V164H189ZM198 165V166H197ZM211 165V166H210ZM42 166V165H41ZM51 166V165H50ZM93 166V165H92ZM97 166H96V169H97ZM112 166V168L110 169V167ZM124 166H125V168H124ZM35 167V166H34ZM33 167V168H34ZM38 167H39V164H38ZM38 167H35V168H37L38 169ZM44 167V166H43ZM69 167V166H68ZM91 167V166H90ZM94 167H95V165H94ZM210 167H212V169L210 168ZM42 167H40L39 169H41ZM155 168H157V169H155ZM205 168V167H204ZM46 169V168H45ZM60 169H62V168H60ZM111 170V171H109V172H107V170ZM161 171H160V170ZM165 169V170H164ZM171 169V168H170ZM216 169H217V167H216ZM26 171L28 170V166H27V168L25 169ZM30 170V169H29ZM28 170V171H29ZM94 170H95V168H94ZM153 170V171H152ZM160 171V172H157V171ZM172 171V172H175V174H176V176L177 177H175V181H177L176 183H180V180H182L183 178H185L186 176H185V174H182L183 173V171H182V173H181V171L180 172H176V171ZM194 170V169H193ZM203 170V169H202ZM239 170V169H238ZM41 171V170H40ZM39 171V172H40ZM43 172H44V170H42ZM41 171V172H42ZM72 171V170H71ZM90 171V170H89ZM155 171H156V173H155ZM203 171H205V170H203ZM207 171V170H206ZM24 172V171H23ZM30 172V171H29ZM60 172V171H59ZM208 172V171H207ZM206 172V173H207ZM210 172V171H209ZM238 172V171H237ZM1 173V172H0ZM26 172H24V174H25ZM86 173V172H85ZM99 173V172H98ZM29 173H26L25 174V177H27V176H31L32 174H34V173H32V174H29ZM38 174V173H37ZM37 174H35V176L34 177H36V175ZM43 173H41L40 174V176L42 175ZM115 174V175H116ZM173 174V173H172ZM170 175V177L172 176L173 177V175ZM174 174V175H175ZM214 174V173H213ZM3 175V174H2ZM8 175V174H7ZM6 175V176H7ZM27 175V176H26ZM158 175H160V176H158ZM180 175V176H179ZM16 176V175H15ZM24 176V175H23ZM38 176H39V174H38ZM38 176H37V178H38ZM44 176V175H43ZM61 176V175H60ZM0 177H1V175H0ZM11 177V176H10ZM25 177H23V178H25ZM32 177V176H31ZM31 177H30V180H31ZM172 177H171V180L170 179H168V180H170L171 182L172 181H174V180H172ZM2 178H3V176H2ZM2 178H0V182L2 183L4 180H6L5 179V176H4V178L2 179ZM8 178V177H7ZM33 178V177H32ZM40 178V177H39ZM98 178V179H99ZM152 178H154V179H152ZM187 178H188V176H187ZM207 178H208V176H207ZM3 181H2V180ZM11 179V178H10ZM12 179H13V177H12ZM27 179V178H26ZM29 179V178H28ZM75 179V180H76ZM125 179V178H124ZM15 180L16 179H13V181L15 182ZM35 181H36V179H34ZM34 180H33V184L35 183V185L37 184V186H38V183H36V182H34ZM45 180H46V178H45ZM45 180H43V182L42 183H45L44 181ZM105 180H106V182H105ZM116 181V182H114V183H116V184H113V181ZM165 180V179H164ZM215 180V179H214ZM7 181V180H6ZM8 181H9V179H8ZM7 181V182H8ZM12 181V182H13ZM17 181V180H16ZM22 181H23V179H22ZM26 181V180H25ZM42 181V180H41ZM109 181H112L111 183H110V186L108 187V188H106L107 187V185H109ZM121 181V180H120ZM163 181V180H162ZM166 181V180H165ZM174 181V182H175ZM211 181V180H210ZM31 182V181H30ZM38 182V181H37ZM99 182H101L99 185H100V187H98L97 185H98V183ZM122 182H123V180L121 181V183H119V184H122ZM131 182V183H132ZM155 182V181H154ZM157 182H160L158 179H157ZM206 182H208V181H206ZM0 183V184H1ZM24 183V182H23ZM22 183V184H23ZM25 183H28V182H25ZM24 183V184H25ZM32 183V182H31ZM30 183V184H31ZM40 183V182H39ZM73 183V182H72ZM92 183V184H91ZM97 183V184H96ZM139 183H137V184H139ZM163 184H164V182H162ZM161 183V184H162ZM181 183H182V181H181ZM183 183H185V182H183ZM182 183V184H183ZM212 183V182H211ZM5 184V183H4ZM52 184V183H51ZM73 184V185H74ZM104 184H106V185H104ZM141 184H139V186H141ZM152 184V183H151ZM155 185H156V183H154ZM167 184V183H166ZM169 184V183H168ZM177 184V185H178ZM207 184V183H206ZM214 184V183H213ZM212 184V185H213ZM18 185V183L17 184H15V185H10V186H17ZM27 185V184H26ZM41 185V184H40ZM45 185H48V183L47 184H45ZM55 185H56V183H55ZM54 185V187H56ZM68 185V184H67ZM74 185V186H75ZM115 185H116V187H115ZM147 185H149L150 186V184H147ZM151 186V187H157V186ZM159 185V184H158ZM170 185V184H169ZM210 185V184H209ZM1 186V185H0ZM8 186V185H7ZM21 186V185H20ZM24 186V185H23ZM22 186V187H23ZM28 186H29V184H28ZM34 186V185H33ZM32 186V187H33ZM48 186H50V184L48 185ZM77 186V185H76ZM106 186V187H105ZM120 186V185H119ZM122 186V185H121ZM138 186V185H137ZM136 186V187H137ZM2 187V186H1ZM24 187H26V186H24ZM32 187H30L31 189H32ZM35 187V186H34ZM42 187V186H41ZM51 187V186H50ZM63 187V186H62ZM144 187H145V185H144ZM144 187H142V188H144ZM2 188H5V186H3ZM13 188L14 187H10V189H12L13 190ZM20 188V187H19ZM36 188V187H35ZM43 188V187H42ZM48 187L46 186V189H45V191H47V190H50V196H51V189L50 188H48ZM52 188V187H51ZM77 188V187H76ZM76 188H75V192L77 193V191H76ZM95 188H97V190L95 189ZM106 188V189H105ZM112 188H110V189H112ZM146 188V187H145ZM148 188V187H147ZM18 189V187L16 188V190ZM27 190L26 191H28V189L29 188H26ZM34 189V188H33ZM38 189V188H37ZM53 189V188H52ZM65 189V188H64ZM71 189H73L74 190V188H73V186H72V188ZM119 189V188H118ZM118 189H116V190H118ZM156 189H158V188H156ZM0 190H1V188H0ZM3 190V189H2ZM1 190V191H2ZM8 190H9V188H8ZM15 190V189H14ZM21 190V189H20ZM24 190V189H23ZM34 190H36V189H34ZM44 190V189H43ZM54 190V189H53ZM57 190V189H56ZM56 190H55V192H56ZM59 190L60 191H58L57 190V192H59V193H57V194H55V195H57L55 198H50V196H47L48 194H47V192L46 193H44V194H47L46 196L49 198V200H50V202L51 201H53L54 199H57L58 201L60 200H63V201H65L66 199H70V198H72L74 195L72 194V192H71V190H69L68 191V189H67V192L65 191V192H62V188L60 189V186H59ZM72 190V191H73ZM78 190H81V189H78ZM116 190H114V192L116 191ZM138 190V189H137ZM147 190V189H146ZM152 190V189H151ZM17 191H19V190H17ZM25 190H24V192H26ZM40 191H42V189L40 190ZM40 191H38L37 192V190H36V193H39ZM94 191H96V193L94 192ZM99 191V192H98ZM111 191V190H110ZM154 192H157V190H153ZM8 192V191H7ZM12 192H14V191H12ZM29 193L31 192V191H28ZM26 193V194H28L29 195V193ZM74 192V191H73ZM81 192V191H80ZM81 192V193H82ZM97 192H98V195H97ZM123 192V191H122ZM2 192H0V194H1ZM5 193V192H4ZM16 192H14V194H15ZM19 193H20V191H19ZM18 193V194H19ZM32 194H33V192H31ZM43 193V192H42ZM75 193V194H76ZM100 193V194H99ZM102 193V194H101ZM10 194H11V191H10ZM9 194V195H10ZM24 194V193H23ZM23 194H22V196H23ZM32 194H30L31 196H33ZM35 194V193H34ZM40 194V193H39ZM71 194L73 195V196H71ZM83 194V193H82ZM143 194V193H142ZM3 195V194H2ZM17 195V194H16ZM30 195L27 197V198H29L30 197ZM41 195V194H40ZM40 195H38V196H40ZM53 195V194H52ZM77 195V194H76ZM84 195V194H83ZM94 195H97V197H95ZM113 195V194H112ZM119 195V194H118ZM4 196H6V195H4ZM13 196V195H12ZM12 196H10V197H12ZM15 196V195H14ZM25 196V195H24ZM35 196V195H34ZM38 196H37V198H38ZM82 196V195H81ZM80 196V197H81ZM86 196H87V194H86ZM106 196H108L107 198H105ZM120 196V195H119ZM119 196H115V197H113V199H118L117 197H119ZM0 197H2V196H0ZM6 197H8V196H6ZM6 197H5V199H6ZM16 197H18V196H16ZM20 197V196H19ZM40 197H44L43 195H41ZM47 197H45V199L47 198ZM78 197V196H77ZM80 197H78V198H80ZM90 197V196H89ZM88 197V198H89ZM109 197H110V199H109ZM3 198V197H2ZM13 198V197H12ZM20 198H22V197H20ZM32 198V197H31ZM37 198H36V196H35V199L37 200ZM85 198V197H84ZM84 198H82V199H84ZM18 199V198H17ZM23 200H25L26 199V197H25V199L24 198H22ZM21 199V200H22ZM40 199L41 198H39V202H40ZM43 199V198H42ZM74 199V198H73ZM72 199V200H73ZM7 200V199H6ZM11 200V199H10ZM27 200V199H26ZM48 200V201H49ZM71 200V199H70ZM74 200H76V198L74 199ZM88 200V199H87ZM91 200V199H90ZM124 200V199H123ZM9 201V200H8ZM29 201V200H28ZM27 201V202H28ZM30 201H34V197H33V199H31ZM29 201V202H30ZM38 201V200H37ZM36 201V203L38 204V206H37V204L35 205L37 208H40L41 207V205H44V203L43 204H41V203H39V202H37ZM41 201H43V200H41ZM47 201V203H49ZM55 201V200H54ZM59 201V202H60ZM68 201V200H67ZM78 201V200H77ZM82 201H79L78 203H77V206H79V205H82ZM91 201H93V199L91 200ZM119 201V200H118ZM2 202V201H1ZM0 202V203H1ZM14 202V201H13ZM94 202V201H93ZM3 203V202H2ZM6 203V202H5ZM16 203V202H15ZM19 203H21L20 201H19ZM23 203L25 204V202L23 201ZM32 203L33 202H31V206H32ZM52 203V202H51ZM58 203V202H57ZM64 203V202H63ZM60 204V206L59 205H57L56 206V203L53 205V203H52V205H49L50 207H47L46 209H47V211L48 210H54L55 208H59V207H63V209L61 208V209H59L60 211H62V210H65V205H66V207H67V204ZM86 203H88V202H86ZM111 203H113V204H111ZM9 204V203H8ZM12 204V203H11ZM10 204V205H11ZM14 204V203H13ZM17 204V203H16ZM16 204H14L15 206H16ZM22 204V203H21ZM26 204H28V203H26ZM45 204H46V202H45ZM95 204V203H94ZM20 205V204H19ZM48 205V204H47ZM61 205H64V206H61ZM3 206V205H2ZM5 206V205H4ZM18 206V205H17ZM24 206V205H23ZM28 206V205H27ZM34 206V205H33ZM59 206V207H58ZM69 206H70V204H69ZM113 206V207H112ZM14 207V206H13ZM20 207H21V205H20ZM71 207H73V206H70V208ZM116 207V208H115ZM5 208H7V207H5ZM4 208V209H5ZM23 208V207H22ZM76 208V207H75ZM17 209L18 208H16V211H17ZM20 209V208H19ZM25 209V208H24ZM30 209H33V207L32 208H30ZM66 209H68V208H66ZM77 209V208H76ZM117 209V210H118ZM21 210V209H20ZM33 210H36V209H33ZM32 210V211H33ZM56 210V209H55ZM54 210V212L56 213V211ZM81 210V209H80ZM80 210L78 211V212H80ZM97 210V211H96ZM106 210H107V212H106ZM19 211V210H18ZM30 211V210H29ZM75 211V209L73 210V212ZM77 211V210H76ZM75 211V212H76ZM104 213H103V212ZM112 211V210H111ZM21 212H24V211H20V213ZM59 212V211H58ZM58 212H57V214L56 215H58ZM65 212V211H64ZM69 213L71 212V209L68 211ZM67 212V210H66V213H67V216H70V215H68L69 213ZM110 212V211H109ZM25 213V212H24ZM50 213H51V211H50ZM54 213V214H55ZM62 213H63V211H62ZM61 213V214H62ZM72 213V212H71ZM77 213V212H76ZM76 213H75V215H76ZM97 213V214H96ZM112 213V212H111ZM129 213V212H128ZM133 213V212H132ZM16 214H17V212H16ZM65 214V213H64ZM63 214V215H64ZM80 214V213H79ZM94 214H96V215H94ZM134 214V213H133ZM132 214V215H133ZM18 215V214H17ZM24 215H27V212L24 214ZM23 215V218L25 217ZM59 215H60V213H59ZM81 215V214H80ZM95 217H94V216ZM98 215V216H99ZM20 216V214L18 215V217ZM21 216H22V213H21ZM55 216V215H54ZM65 216H66V214H65ZM64 216V217H65ZM72 216H73V214H72ZM71 216V217H72ZM77 216V218L79 217V219H81L80 218V216H78V215H76ZM100 216H99V218H100ZM131 216V215H130ZM17 216H16V218H18ZM70 217V218H71ZM73 217H75V216H73ZM72 217V218H73ZM82 217V216H81ZM92 217H88V218H92ZM104 217V216H103ZM19 218H21V217H19ZM68 219H70L69 217H67ZM66 218V219H67ZM71 218V219H72ZM76 218V219H77ZM98 218V219H99ZM107 218V217H106ZM22 219V218H21ZM74 219V218H73ZM75 219V220H76ZM78 219V220H79ZM85 218L83 217V219L82 220H84ZM98 219H96V220H98ZM105 219V218H104ZM124 219V218H123ZM82 220H81V222H82ZM100 220V219H99ZM102 220V219H101ZM80 222V223H81ZM141 223V222H140ZM146 223V222H145ZM76 224H78V223H76ZM82 224V223H81ZM80 225V224H79Z\"/></svg>",
  "mask_w": 264,
  "mask_h": 264
}]
</instances>
